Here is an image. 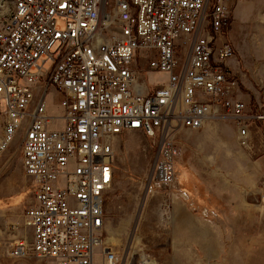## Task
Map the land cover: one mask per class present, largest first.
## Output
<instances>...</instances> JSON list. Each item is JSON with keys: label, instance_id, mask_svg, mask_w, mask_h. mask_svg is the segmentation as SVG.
<instances>
[{"label": "built area", "instance_id": "built-area-1", "mask_svg": "<svg viewBox=\"0 0 264 264\" xmlns=\"http://www.w3.org/2000/svg\"><path fill=\"white\" fill-rule=\"evenodd\" d=\"M13 0L0 7V155L21 132L24 173L35 182L11 253L55 264H157L103 240L104 196L113 180L115 137L135 131L157 142L154 182L170 185L173 135L232 121L240 146L258 107L235 98L225 34L233 0ZM184 54V59L181 55ZM166 74L149 91L137 69ZM61 94L49 114V88ZM3 106V110H2ZM264 203V175L259 186Z\"/></svg>", "mask_w": 264, "mask_h": 264}, {"label": "rangeland", "instance_id": "rangeland-1", "mask_svg": "<svg viewBox=\"0 0 264 264\" xmlns=\"http://www.w3.org/2000/svg\"><path fill=\"white\" fill-rule=\"evenodd\" d=\"M12 1L0 0L1 9L8 11ZM113 7L114 0H110L109 9ZM230 8L232 23L225 37L238 62L232 71L238 87L235 98L247 105L248 115H254L258 107L264 114V0H233ZM184 56L181 55L182 60ZM137 72L148 90L167 78L164 73L148 71L144 62ZM60 100L61 94L50 87L46 97L49 114H59ZM3 121L0 116V135ZM213 124L219 129L208 133V126ZM249 132L247 147L239 145L235 125L228 120L211 121L199 130L182 128L175 132L179 154L174 181L167 186L154 182L157 142L135 131L118 135L114 142L113 180L104 196L105 244L120 254L136 245L138 251L151 254L160 264H171L175 245L183 246L187 252L177 258L181 264H264V203L258 197V186L243 199L235 186L221 182L225 169L248 167L244 157L237 162L225 159L226 151L229 155H264V119L254 122ZM207 137L222 140L226 149ZM21 140L19 132L0 155V264H55L53 260L31 255L15 257L11 253L17 239L30 240V231L22 222L36 186L22 168ZM252 173L249 169L248 174ZM221 214L222 223L210 222L217 221L215 218ZM183 217L207 221V226L212 227L209 234L214 237L210 242L213 255H205L203 249L204 252L186 238L191 227L182 222ZM244 217L246 222L241 221Z\"/></svg>", "mask_w": 264, "mask_h": 264}, {"label": "crops", "instance_id": "crops-1", "mask_svg": "<svg viewBox=\"0 0 264 264\" xmlns=\"http://www.w3.org/2000/svg\"><path fill=\"white\" fill-rule=\"evenodd\" d=\"M237 63L238 62L236 61L235 58H232L228 61L229 67L231 68L232 71L233 70L235 71L237 69ZM154 88H149V91L153 90ZM217 128L219 129V126L216 124L209 125L208 126V133L213 134ZM207 139L209 140L210 138L207 137ZM210 140L212 143H214V142L219 143L221 145V148L226 149L223 145L224 143L222 140L217 141L214 138H211ZM223 156L225 159H227L229 161L231 159V160H235L236 162H237L238 158L244 157L245 160L248 161L246 163V165L248 167L245 170H242V169L236 170L233 168L232 169L231 168L225 169L224 173H221L222 184L226 185V186H230L232 184L233 186H235V188L238 190V192H240L242 194L243 199H245L246 193L251 191L255 186H258L257 190H258V195H259V185L261 184L262 175H264V155H257L258 157H254L253 154L252 155L251 154L246 155L244 153V155H243L242 153H239V152L236 155H229V153L226 151L225 153H223ZM222 169H224V168H222ZM249 169L253 171L252 176H250L248 174ZM217 174H219V173H217ZM242 208L244 209L246 207L243 206ZM238 214L239 215L242 214V211H238ZM243 215L245 216V213H243ZM221 218H223V214H221L220 217L215 218V219H217V221L212 220L210 222L213 224L222 223ZM246 220L247 219L245 217H244V219L241 218V221L246 222ZM182 222L189 224L191 227L190 236L187 235V237H186L187 239H189L191 241V244H194V245L197 244L199 249H201V250L203 249L205 251L204 252L202 250L205 255H207V256L213 255L215 250H213L211 248L210 242H211V240L214 239V237H213V235L211 236L209 234V233H212L213 229H212V227L207 226V224H208L207 221L206 222L202 221V220H198V221L195 220L194 221V218H192V217H183ZM209 228H211V229H209ZM108 232L112 233V231H109V230H108ZM107 246H110L113 250H115L112 245H107ZM127 249H128L127 253H125L124 250H122L121 254L126 255L129 252H133L135 250H138L139 248L136 247V245H134V247H128ZM174 249H175L173 251L174 255H173V258L170 260V263L171 264H181V262L179 260H177V258L182 256L183 254H186L187 252L185 251L183 246L175 245ZM116 251L119 252V250H117V249H116ZM147 254H149V253H147ZM149 255L156 262L154 257L151 254H149ZM156 263L160 264L159 262H156Z\"/></svg>", "mask_w": 264, "mask_h": 264}, {"label": "bare ground", "instance_id": "bare-ground-1", "mask_svg": "<svg viewBox=\"0 0 264 264\" xmlns=\"http://www.w3.org/2000/svg\"><path fill=\"white\" fill-rule=\"evenodd\" d=\"M52 112H53V111H52ZM117 138H118V137H115V142H116ZM115 251H116V250H115Z\"/></svg>", "mask_w": 264, "mask_h": 264}]
</instances>
